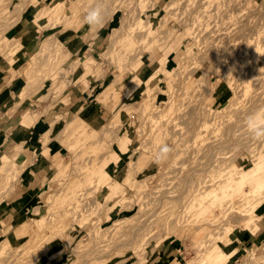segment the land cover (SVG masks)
<instances>
[{
	"label": "rangeland",
	"instance_id": "obj_1",
	"mask_svg": "<svg viewBox=\"0 0 264 264\" xmlns=\"http://www.w3.org/2000/svg\"><path fill=\"white\" fill-rule=\"evenodd\" d=\"M36 1L31 4V0H0V60L5 63L4 71L0 69V94L4 98L6 94L10 96L21 90L0 108V121L5 116L15 115L19 132H24L22 135L14 132L12 141L2 143L7 137L2 132L5 125L0 122V166L4 154L13 162L0 172V247L9 243L8 237L14 228L24 227L27 231L18 243L11 242V246L6 247L0 264H85L83 260L90 257L88 264H103L106 256L101 257V253L108 254L107 250L110 251L107 256L113 259L106 264H137L143 260L144 264L162 261L163 264L173 261L178 264H227V259L229 264H264V233L258 223L264 221V201L247 204L241 197L229 199L232 211L227 217L219 214L217 206L205 205L197 212L194 207L185 209L189 201L185 205L181 203L184 212L179 209L182 210L180 215L167 211L169 205H158L148 198L140 200L142 204L140 201L129 203L131 208L128 209L132 197L140 198L144 193L175 186L178 182L174 184V180L176 182L183 175L182 179L199 180V184L194 185L199 188L207 179L217 184V180L226 178L225 174L242 177L259 164L258 157L264 154V137H254L249 129L237 135L228 128L235 120L246 127V118L253 113L264 115V0H209V3L208 0H57L60 7L56 11L53 6L49 7L51 0ZM93 7L102 10V20L89 25L84 17ZM202 9L209 15L198 25L192 14ZM27 14L37 17L32 20ZM195 33L197 43L192 52L190 37ZM38 36L36 48L29 51L27 42ZM221 37L231 42L225 44L221 40L219 43ZM151 40L159 44L155 45L156 49L145 47L144 44ZM219 45L222 53L216 50ZM127 47L132 49L130 55H127ZM35 56L41 61L34 68L32 58ZM46 60L56 62L52 72ZM216 67L220 72L215 71ZM155 72L159 75L155 76ZM251 74L256 86L243 95ZM26 75L30 78L25 79ZM14 85L17 91L12 90ZM253 95H257L256 98ZM27 99L35 105L34 110H21ZM84 100L92 105L89 114L79 109ZM205 107L220 111V117L207 122L199 135L198 128H202L200 124L203 123L199 115ZM176 113L180 114L176 116ZM70 121L80 122L85 127L80 134L74 132L79 139H69L73 133ZM169 121L175 124L170 125ZM34 129L40 132L38 147L44 150L45 159L37 157L40 149L29 152L26 139L17 144L26 131L30 133ZM112 139L116 141L110 142ZM165 146L170 149L169 153L158 158ZM204 154L214 155L213 159L219 161L215 163L216 168L210 170L201 165L202 160L208 163L207 158H202ZM46 160L50 167L44 177H34V172ZM106 162L110 184H119L114 195L118 191L119 194L103 202L106 191L94 193V189H86L85 184L89 182L90 171ZM26 167L31 169L29 182L22 173ZM257 169L264 170V164ZM168 176L174 179L167 181ZM124 178L139 185L126 188L122 182ZM253 179L247 181L249 186ZM72 182L78 185L72 188ZM95 182L91 184L93 187ZM209 185L208 190L211 189ZM184 188L177 190H186ZM32 190L36 192L33 197L26 196ZM62 190L70 192L71 196L63 195V202L55 203L50 197L61 195ZM144 202L148 205H143ZM67 203H73L69 207L72 206L76 213L72 212V225L65 227L64 237L54 235L55 239L49 241L50 233L57 231V212L61 214ZM112 205L116 208L107 214ZM123 205L128 207L123 208ZM121 208L123 210H119ZM106 215L111 216L107 221ZM135 215L139 217L137 222L144 219L146 222L147 217L146 225L150 226V234L146 233L147 245L140 253L142 260L121 237L133 224ZM113 220L119 223L116 229L114 226L108 228ZM40 223L42 226L38 227ZM147 228L144 230H149ZM111 229L114 230L111 232ZM246 229L255 233V241L243 250L239 247L231 250L233 240H238ZM91 244L94 246L89 249ZM174 245L176 248L171 250ZM96 247L101 258L93 261V257H97ZM100 249L104 251L98 252ZM222 250L224 256L219 254ZM171 254L174 260H170Z\"/></svg>",
	"mask_w": 264,
	"mask_h": 264
},
{
	"label": "bare ground",
	"instance_id": "obj_2",
	"mask_svg": "<svg viewBox=\"0 0 264 264\" xmlns=\"http://www.w3.org/2000/svg\"><path fill=\"white\" fill-rule=\"evenodd\" d=\"M71 1H73V2H78V0H71ZM37 1L36 0H31V2H29V3H31V4H34V3H36ZM208 3H209V0H208ZM172 4V3H171ZM51 6H53V8H54V11H56L57 9H58V7H60L59 6V1H57V0H51V2H50V4H49V7L51 8ZM202 6V5H201ZM199 8H201V7H199ZM217 10H219V9H217ZM221 11H226V9L225 10H223V9H220ZM53 11V10H52ZM208 11H204L203 9L202 10H200L198 13H196V14H192V18H193V20H195V21H197L199 24L198 25H202L201 24V21L203 20H205V19H207L208 18ZM27 16H29V19L31 18H36L37 17V15L35 16V15H33V14H27ZM33 20V19H32ZM207 21V20H206ZM205 21V22H206ZM205 22H203L204 23V25H205ZM207 23V22H206ZM248 24V23H247ZM207 25V24H206ZM241 25H243V23L241 24ZM246 25V24H245ZM241 27V26H240ZM243 27V26H242ZM239 30H241V29H239ZM246 30V29H245ZM221 36V35H220ZM223 37L224 36H226V34H223L222 35ZM190 39H191V51L193 52L194 51V48H195V46H194V44L195 43H197V34L195 33L194 35H193V37H190ZM221 40H222V42H225V44H227V43H229V42H231V41H229V40H225V38H220V40H219V43H221ZM145 45V47H148L149 49H151V48H155V43L151 40V42H148V44H144ZM158 45L159 44H157L156 46L158 47ZM126 46H129V44L127 43L126 44ZM126 48V47H125ZM127 55H130L129 54V52L132 50V49H129L128 47H127ZM156 49V48H155ZM253 49V48H252ZM217 50V52H219V53H222V47H221V45H219L218 46V48L216 49ZM191 52V53H192ZM209 57V56H208ZM32 64H34V68L37 66L36 64L37 63H39L41 60H40V57L39 56H35V57H33L32 58ZM46 61H48V68L51 70L50 72H52L53 70H54V68L56 67V62H53V61H49V60H46ZM44 63V62H43ZM47 64V63H46ZM45 64V65H46ZM44 65V64H43ZM44 65V66H45ZM161 67H162V65L161 64H159V68L161 69ZM192 70V69H191ZM219 71L220 72V70L221 69H219L218 70V68L216 67V69H215V71ZM157 72H158V70H157ZM222 72V71H221ZM213 73H215V72H213ZM225 73V72H224ZM215 74H217V73H215ZM220 74V73H219ZM226 74V73H225ZM157 75H159V74H157L156 72H155V76H157ZM187 75V74H186ZM221 75H223L222 73H221ZM229 76V75H228ZM173 77H174V75H173ZM187 77V76H186ZM190 77V76H189ZM30 78V75H26V77H25V79H29ZM254 75L253 74H251V77H250V81L249 82H247V84L245 85V89L243 90V95H245V93H247L248 91H249V88H253V86H256V84L254 83L255 81H254ZM188 79V78H187ZM186 79V80H187ZM229 79V78H228ZM227 79V80H228ZM132 80H133V78H132ZM131 80V81H132ZM161 80L162 81H165L163 78H161ZM186 80H185V82H186ZM256 80V79H255ZM229 81V80H228ZM159 82V81H158ZM255 84V85H254ZM229 86L230 87H232L233 89L235 88V86H232V84H229ZM228 86V87H229ZM229 87V88H230ZM231 88V90H233ZM16 89V88H15ZM235 90V89H234ZM233 90V91H234ZM237 90V89H236ZM235 90V92H237ZM14 91H17V90H14ZM21 92V90L20 91H18V93H20ZM175 92V91H174ZM14 93V94H13ZM10 96H4V99H3V101L0 103V108H2V107H4L9 101H10V98L12 97V99L13 98H15V96L18 94V93H15V92H13ZM259 94V93H258ZM257 94V95H258ZM256 95V96H257ZM255 95H253V97H254ZM256 96H255V98H256ZM170 97V96H169ZM168 99V98H167ZM253 99V98H252ZM257 99H253V101L254 102H257L256 101ZM7 102V103H6ZM167 102V101H166ZM170 102V100L168 101V103ZM253 102V103H254ZM251 103L252 102H250V105H251ZM167 104V103H166ZM165 104V106L167 107V105ZM179 106H182V105H180V103L178 104ZM177 105V107H179ZM255 104H253L252 106H251V108L254 106ZM258 105V104H257ZM204 107V106H203ZM10 108H12L11 106H10ZM180 108V107H179ZM178 108V110H180ZM201 108H202V106H201ZM255 108V107H254ZM177 109V108H176ZM203 109V108H202ZM202 109H200V110H202ZM182 110V109H181ZM193 110H195V109H193ZM205 110H209V111H205ZM253 110V109H252ZM10 111V110H9ZM176 111V110H175ZM177 112H179V111H177ZM195 112V111H194ZM9 113V112H8ZM181 113V112H180ZM180 113H176V116H178ZM188 113H190V112H188ZM192 113H193V111H192ZM192 113H190V114H192ZM201 113V112H200ZM178 114V115H177ZM197 114H199V113H197ZM220 111L219 112H214V111H212V110H210L209 108H207V107H205L204 108V110L202 111V113H201V116L199 115V117H202V121H203V123L202 124H200V126L202 125V128L201 127H199L198 128V131H199V135H200V132H203V127H206V125H207V122H209V121H211V120H215L216 118L218 119L220 116ZM181 116H182V114H181ZM187 116V115H186ZM189 116H192V115H189ZM193 116H195L194 115V113H193ZM188 117V116H187ZM180 118V117H179ZM194 118V117H193ZM188 119H190V118H188ZM201 119V118H200ZM201 121V122H202ZM170 122V125H171V123L174 125L175 123L174 122H172V121H169ZM188 122V121H187ZM200 123V122H199ZM198 123V124H199ZM235 125H234V124ZM233 123H231L230 125H229V127L230 128H228V130L230 129V131L229 132H234V133H237V135H242V134H245V133H247V130H248V128L247 127H245V125H241V124H239V121H237V120H235ZM170 125L168 124V126L170 127ZM172 125V126H173ZM70 127H71V130L73 131V133H71V135H69L68 137H70L69 139L70 140H74V139H79V137L78 136H76L75 134H74V132L75 133H78V134H80L81 133V131L85 128L80 122H77V124L76 123H74L73 121H70ZM196 127H197V124H196ZM201 128V131L199 130ZM172 129V128H171ZM168 130V129H167ZM194 130V132H195V129H193ZM227 130V131H228ZM17 131L19 132V128H16V129H14L13 130V132L10 134V138L8 139V141H12L13 140V137H12V135L14 134V132L15 133H17ZM166 131V130H165ZM192 131V130H191ZM197 131V130H196ZM194 132H193V134H194ZM28 133H29V131H26V133H25V135L22 137V139H21V141H19V142H17V144L18 143H20V142H23V141H25V138L28 136ZM22 134H24V132L23 131H20L17 135H22ZM201 134H203V133H201ZM181 135V134H180ZM67 136V135H66ZM189 136V135H188ZM6 137V136H5ZM182 137V136H181ZM198 139H201L200 137H197ZM99 139V138H98ZM113 140H115V139H112L110 142H112ZM116 141V140H115ZM114 141V142H115ZM118 141V140H117ZM198 142H199V140H198ZM118 143V142H117ZM21 144V143H20ZM182 144V143H181ZM19 145V144H18ZM14 146V145H13ZM17 146V145H16ZM198 146V145H197ZM15 147V146H14ZM183 148V147H182ZM186 148V147H185ZM184 148V149H185ZM181 149V148H180ZM37 150V149H36ZM178 151H179V149H178ZM181 151H182V149H181ZM185 151V150H184ZM183 151V152H184ZM264 151V150H263ZM35 151H31L30 153H34ZM180 152V151H179ZM8 153V152H7ZM39 152H37V154H38ZM18 154V153H17ZM186 154V153H185ZM184 154V155H185ZM188 154L189 153H187V156H188ZM193 154V153H192ZM117 155V154H116ZM176 155H177V151H176ZM197 155V154H196ZM203 155V154H202ZM206 154H204V156H205ZM202 157V158H207L206 160L208 161V163H206V162H203V160H202V158L200 157L199 159H201L200 161H201V165L202 166H204V167H206V168H208V169H210V168H216V166H217V164H215V163H219V161H216L215 159H213V157H214V155L212 156L211 154H208V156H205V157ZM129 157H133V155L131 154ZM175 157V156H174ZM199 157V156H198ZM197 157V158H198ZM2 164H1V166H0V172L2 171V170H4V168H7V166L8 165H10V164H12L13 162L9 159V157H8V155H3L2 157ZM156 158V157H155ZM159 158V157H158ZM187 159V158H186ZM192 159V158H191ZM198 159V160H199ZM157 160V159H156ZM183 160V159H182ZM192 160H194V159H192ZM197 161V160H196ZM115 162H116V160H115ZM151 162H153V161H151ZM191 162V161H190ZM258 162H259V164H257V166H255L254 167V171H252V172H250L249 174H246V175H244V176H242V177H238V176H228V175H224L226 178L224 179V180H222L221 179V181H219V180H217L218 181V183L216 184V181H214V182H212V179H207V178H205V179H207V180H205V181H203L202 183H203V185L201 186V187H199V188H194V185H198L199 184V180L198 181H193L192 180V178H190V179H182L183 177H185L184 175L181 177V179H182V181H180L181 179H179V178H177V180L179 179V181H177L176 180V182H175V180H174V184H176L177 182V184L175 185L176 187L178 186H180V188L179 189H181V187L183 186V188H184V184L185 183H187L186 184V186L187 187H185L186 188V190H183V191H178L176 188H175V186L174 185H172V186H174L173 188L175 189H173V190H170L171 189V187L172 186H170V187H167V188H165V189H163V190H157L156 189V191H154V192H152V193H148V194H146V193H144V194H142V196L140 197V198H135V197H132L130 200H129V202H128V205H129V207H128V205L126 206V207H128V209L129 208H131V206H130V204L131 205H133L135 202H137V201H142V199H143V201H146V199L145 198H148L151 202H155L156 204H158V205H160L159 203H163L164 204V206L166 207L167 205H169V208L167 209V211L168 210H170V213H172L173 215H175L176 213H178L179 215H180V213L179 212H181L182 210H180L179 211V209H181L182 207H183V204L184 203H187L188 201H189V204L186 206V207H188V208H186L185 207V209H191L192 207H194V209L196 210V212L198 211V208H201V207H204L205 205H207V206H210V207H213V206H217V208H218V211H219V214L220 215H222L223 217H227V216H229V214L231 213V211H232V204H231V202L229 201V199L231 200V201H233L235 198H237V197H241V198H243L246 202H247V204H255L256 202H259V203H261V202H263L264 200H262V199H264V170H260V169H257V167L259 166V165H263L264 164V154H260V156L258 157ZM129 162L127 161V164H128ZM148 163V162H147ZM179 163H180V161H179ZM184 163V160L182 161V163L181 164H183ZM193 163H196L197 165H198V163L197 162H195V161H193ZM93 164V166H95V163H92ZM192 164V163H191ZM195 164V165H196ZM200 164V163H199ZM207 164L208 166H205V165ZM107 165H108V163L106 162V163H103V165H101V166H98L99 168H96L95 169V167L92 169V171H90L91 173L89 174V182H88V184H85V188L86 189H88V188H91V189H94V193H96V192H99L100 190H105L106 191V194L104 195L105 197L103 198V202H106V201H109L110 199H112V197H115V195H117V193L119 192H117L115 195H114V192L116 191V190H118L119 188H118V186H119V184H116V186H113V185H111L110 184V182H111V179L110 178H108V172L106 171V167H107ZM174 165V164H173ZM177 165H178V163H177ZM186 165H189V164H185V166ZM193 165V164H192ZM216 165V166H215ZM5 166V167H4ZM175 166V165H174ZM174 166H172L173 168H176V167H174ZM194 166V165H193ZM201 166V167H202ZM215 166V167H214ZM182 167V166H181ZM200 167V168H201ZM61 168H63V167H61ZM173 168H172V171H173ZM189 168V167H188ZM206 168H205V170H206ZM218 168V167H217ZM177 169V168H176ZM224 169V168H223ZM59 170V172H61V169H58ZM130 170H132V169H130ZM175 170V169H174ZM179 170H180V168H179ZM186 170H188L187 168H186ZM191 170V169H190ZM201 170H203V169H201ZM211 170V169H210ZM260 170V171H259ZM122 171H126V172H128L127 170H122ZM178 170H176V172H177ZM182 171H184V170H182ZM196 171H198V169H196ZM200 171V170H199ZM207 171V170H206ZM213 171V170H212ZM212 171H210V173H212ZM217 171H219V170H217ZM234 171V170H233ZM173 172H175V171H173ZM187 173L189 172V171H186ZM235 172V171H234ZM170 173V172H169ZM172 173V172H171ZM209 173V172H208ZM168 174V173H167ZM174 174V173H173ZM176 174V173H175ZM181 174H183V173H181ZM191 174V173H190ZM231 175H232V172L230 173ZM229 174V175H230ZM169 175V174H168ZM189 175V174H188ZM192 175H194L195 176V174H192ZM207 175V174H206ZM209 175V174H208ZM58 176V175H57ZM167 176V175H166ZM228 176V177H227ZM172 177V176H171ZM174 177H175V175H174ZM187 177V176H186ZM199 177V176H198ZM168 178H169V176H168ZM168 178H166V179H168ZM194 178H196V177H194ZM254 178V179H253ZM166 179H165V181H166ZM171 178H169L167 181H169ZM174 179V178H173ZM173 179H171V180H173ZM176 179V178H175ZM214 179V178H213ZM252 180L253 179V181H252V185L251 186H249L248 185V183H247V181H249V180ZM93 180H98L97 182H95V181H93ZM132 180L131 179H127V178H124V179H122V182L123 183H125L124 184V186H126V188H128V187H134V188H136L137 186H136V184L137 185H139V183H136L135 182V184L134 183H132L131 182ZM161 181H163V180H161ZM95 182V186L93 187L91 184H93ZM140 182V181H139ZM143 182V181H142ZM182 182H184V184H182ZM212 182V183H211ZM167 183V185H168V182H166ZM170 183H172V182H169V184ZM207 183V184H206ZM209 183H211L210 185H209ZM128 184V185H127ZM173 184V183H172ZM181 184H182V186H181ZM206 184V185H205ZM76 185H78V183H74V182H72L71 183V187L73 188V187H75ZM161 185H165V184H161ZM171 185V184H170ZM208 185L209 186H211V189H206V188H208ZM165 187V186H164ZM184 188V189H185ZM124 189V188H123ZM125 190V189H124ZM170 192H169V191ZM177 190V191H176ZM206 190H208V192L206 191ZM63 191V193H61V195H55L56 197L54 198L53 196H51L50 198H53V200H54V202L55 203H62L63 201H62V196L63 195H65V197H69V196H71V193L70 192H66V193H64V190H62ZM84 191H85V189H84ZM84 191H82V192H84ZM172 191V192H171ZM86 192V191H85ZM121 192H123V190L121 189ZM59 193V192H58ZM41 194H43V193H41ZM85 195H86V193H84ZM119 194V193H118ZM154 194H158L157 196H155ZM172 194V195H171ZM54 195V194H53ZM78 195H80V196H82L83 195V193L81 194V193H78ZM85 195H83V196H85ZM111 195H114V196H112L111 197ZM38 196H40V195H38ZM118 197V196H117ZM204 199H206V200H204ZM204 200V201H203ZM94 201V200H93ZM140 201V202H141ZM65 202V201H64ZM95 202V201H94ZM140 202H138V203H140ZM149 202V201H148ZM151 202H149L148 204H150ZM130 203V204H129ZM181 203H183V204H181ZM68 204V203H67ZM67 204H65V207H64V210L61 212V214H60V212H57V214L59 213V215H56V217H55V219H57L56 220V222H55V226H57V231H55V232H51L50 233V240L49 241H51V240H53V239H55L54 238V235H58L59 234V238H62V237H64V236H62L63 234H64V232H65V227H69V226H71L72 225V221H71V217H72V212H73V208H72V206L71 207H69L70 205H72L73 203H69L68 205ZM102 204H104V203H102ZM140 204H142V202L140 203ZM144 204H146V206L148 205L147 204V202L145 203H143V205ZM185 205V204H184ZM92 206V205H91ZM124 205H123V208L125 207ZM94 207V206H93ZM258 207V206H257ZM90 208H92V207H90ZM114 208H116L115 207V205H112V206H109V209H107L108 211H107V214L108 213H110V212H112L113 210H114ZM161 208H162V206H161ZM256 208V207H255ZM127 209V210H128ZM183 209V212H184V208H182ZM88 210V209H87ZM86 210V211H87ZM119 210H123L122 208L121 209H119ZM119 210H118V212H119ZM130 210V209H129ZM165 210H166V208H165ZM188 210V211H189ZM2 211V210H1ZM75 211V210H74ZM77 211V210H76ZM90 211V210H89ZM155 211V210H154ZM153 211V212H154ZM36 212V211H35ZM163 212V211H162ZM165 212V211H164ZM182 212V213H183ZM75 212H73V215H75L74 214ZM83 213V212H82ZM85 213V212H84ZM138 213H140V212H138ZM154 213H157V212H154ZM168 212H166V214H167ZM117 214V213H116ZM141 214V213H140ZM140 214H138V215H140ZM177 214V215H178ZM152 214H150L149 215V218H150V216H151ZM155 215V214H154ZM153 215V216H154ZM168 215V214H167ZM172 215V216H173ZM105 216V215H104ZM158 216V215H157ZM170 216V214L168 215V217ZM97 218H95V219H97V221H98V216H96ZM110 215H106V217H105V220L107 221L108 219H110ZM141 217V216H140ZM159 217V220L161 219L160 218V216H158ZM163 217V216H162ZM223 217H221V218H223ZM136 218H137V220H139L138 218V216L136 217V215H135V218H134V220H133V224H130L131 226H129V227H127L126 228V230H125V232H124V234L121 236V235H118L119 237L121 236L122 238H123V240L125 239L126 240V246L128 247V248H130L131 249V251L134 253V255H136L137 256V258L138 259H140V253H141V250L144 248L143 246L145 245H147V243H145L146 242V240H147V235H146V233H149V231H150V229H149V224H147L146 225V222H147V217H146V222H144L145 221V219H144V221L142 220V222H140V221H138L137 222V220H136ZM169 218H171V216L169 217ZM155 219L157 220L158 218H156V216H155ZM154 219V221H156ZM180 221V220H179ZM60 222V225L59 224H57V223H59ZM112 222V224L108 227V228H110L111 226L113 227V228H115V227H117L118 225H119V223L117 222V220H113V221H111ZM151 222V221H150ZM149 222V223H150ZM157 222V221H156ZM155 222V223H156ZM96 223V222H95ZM94 223V224H95ZM115 223V224H114ZM145 223V224H144ZM152 223V222H151ZM57 224V225H56ZM93 224V225H94ZM118 224V225H117ZM59 225V226H58ZM115 225H117V226H115ZM38 227H41L42 226V224L40 223L39 225H37ZM146 226H148V228L146 227ZM111 227V228H112ZM61 228V229H60ZM107 228V229H108ZM145 228H147V229H149V230H144ZM15 230H14V232H12V234L8 237V240H9V243H7L6 244V247L8 246V247H10L11 246V242H16V243H18V241H19V239H20V237L23 235V234H25L27 231H26V229L23 227V228H20V227H16V228H14ZM107 229H104V231H106ZM116 229V228H115ZM28 230V229H27ZM93 230V229H92ZM112 230H114V229H111L110 231L112 232ZM104 231H102V233L104 232ZM110 231H108V232H110ZM88 232H90L89 230H88ZM92 232L93 231H91V236H92ZM108 232H105L106 234L108 233ZM110 232V233H111ZM114 232V231H113ZM119 234L121 233L120 232V230H119V232H118ZM86 234V233H85ZM97 234H99V233H97ZM117 234V233H116ZM122 234V233H121ZM150 234V233H149ZM114 236H115V234H113ZM24 236H26V235H24ZM102 236V235H101ZM104 236V235H103ZM106 236V235H105ZM109 236H111V235H109ZM113 236V237H114ZM113 237H112V239H113ZM111 238V237H110ZM109 238V239H110ZM115 238H117L116 236H115ZM121 238V239H122ZM7 239V238H6ZM70 239V238H69ZM100 239V238H99ZM60 240H62V239H60ZM71 240V239H70ZM73 240V239H72ZM114 240V239H113ZM123 240H119V241H123ZM69 241V240H68ZM68 241H66V242H68ZM97 241V240H96ZM102 241V242H101ZM100 242L101 243H103L104 241H103V239L101 240ZM111 241V240H110ZM116 241H118L117 239H116ZM115 242V240L113 241V243ZM69 243V242H68ZM67 243V244H68ZM71 243V242H70ZM93 243H95L96 244V242H93ZM118 242H116V244H117ZM122 242H120V244H121ZM99 244V241H97V245ZM112 244V243H111ZM115 244V243H114ZM119 244V245H120ZM123 244V243H122ZM103 245V244H102ZM108 245V244H107ZM65 246V245H64ZM67 246H69V244L67 245ZM94 245H92L91 244V247L89 248V249H91L92 247H93ZM110 246H112V245H110ZM114 246V245H113ZM112 246V247H113ZM117 246V245H116ZM6 247H0V258L2 257L1 255H3V252L4 251H6ZM98 247V246H97ZM97 247H96V249H94V251L95 250H97ZM101 247V246H100ZM108 247H109V245H108ZM119 247H121V246H119ZM124 247V246H123ZM126 247V248H127ZM214 247V246H213ZM20 248V247H19ZM101 248H103V247H101ZM105 249H106V246L104 247ZM122 248V247H121ZM216 248V250H217V247L215 246L214 247V249ZM63 249V248H62ZM61 249V250H62ZM15 250H17L16 248H15ZM15 250H13L14 252H15ZM30 250V249H29ZM28 250V251H29ZM104 251L103 249H100V250H98V252H100V251ZM107 250V249H106ZM91 251V250H90ZM221 251V250H220ZM96 252V251H95ZM105 252V251H104ZM104 252H102L101 254H102V256L101 257H103V256H106L105 258H104V260H103V264H106L108 261H111V259H113V256H111V257H108L107 255L108 254H110L109 252V250H107L106 252H108V254L106 253V254H103ZM198 252V251H197ZM32 253V252H31ZM92 253H94V252H90V254H92ZM199 253V252H198ZM217 253H219V251H217ZM225 252L222 250V253L220 252L219 254L222 256H224L225 254H224ZM96 255H95V257L96 258H94L93 257V261L94 260H96V259H99V258H101L100 256H98L97 255V252L95 253ZM98 254H100V253H98ZM100 254V255H101ZM197 254V253H196ZM94 254H92V256H93ZM142 255V254H141ZM198 255V254H197ZM226 255H228V254H226ZM45 256V255H44ZM91 256V255H90ZM133 256V255H132ZM143 257V256H142ZM200 256H198L197 258H199ZM91 258V257H90ZM89 258V259H90ZM89 259L88 260H83L84 261V263L86 264H88V262H89ZM137 259V260H138ZM136 260V259H135ZM140 260H142V258L140 259ZM139 260V261H140ZM170 260H174V258H173V254H171L170 255ZM144 261V260H143ZM143 261H140V262H138L137 264H144V263H146L145 261L143 262ZM164 261H167V260H164ZM214 261H216V260H214ZM163 262V261H162ZM162 262H160L159 264H161ZM218 262H214L213 264H217ZM133 264V263H132ZM163 264V263H162ZM170 264H178V263H176L175 261H173V262H171ZM221 264V263H220ZM227 264H229V259H227Z\"/></svg>",
	"mask_w": 264,
	"mask_h": 264
},
{
	"label": "crops",
	"instance_id": "obj_3",
	"mask_svg": "<svg viewBox=\"0 0 264 264\" xmlns=\"http://www.w3.org/2000/svg\"><path fill=\"white\" fill-rule=\"evenodd\" d=\"M31 32H32V30H31ZM28 33V32H27ZM25 34V33H24ZM39 39V36L38 37H33V38H31V40L29 41V42H27V43H29L30 44V48L28 49L29 51H33L35 48H36V46H37V43H38V40ZM26 51V50H25ZM4 67H5V63H3V61L2 60H0V69L2 70V71H4ZM17 83H18V81H17ZM16 88V85H14V87H13V89L12 90H14ZM5 91H8V89H4ZM10 90V89H9ZM5 94L7 93V92H4ZM4 96H9V94H6V95H4ZM3 96H1V94H0V103L3 101V99L4 98H2ZM81 102V101H80ZM78 103V102H77ZM92 106V105H91ZM91 106H89V104H87L86 102H85V100L84 101H82L80 104H79V109L80 110H85L84 111V113L85 114H89V111L92 109V107ZM34 107H35V105L33 104V103H30L29 102V100L27 99V100H25L23 103H22V105H21V110L22 111H24V110H27V109H29V110H31L32 108H33V110H34ZM78 110V109H77ZM88 116V115H87ZM90 116V115H89ZM18 118L14 115V116H12V117H7V116H5V117H3V119L0 121L1 122V124L2 125H5V127H4V130H2L1 128H0V131L2 130V132H4V134H5V136L7 137V138H5L4 140H2L1 142L2 143H4L6 140L8 141V139L10 138V134L13 132V130L14 129H16L17 128V126H18V120H17ZM11 130V131H10ZM10 131V132H9ZM8 132H9V134H8ZM7 133V134H6ZM3 134V135H4ZM39 136H40V132L37 130V129H34L33 131H31L29 134H28V136L25 138L26 139V145H27V147H28V150H29V152H31V151H33V150H36V149H40V151H39V153L37 154V157H39V158H42V159H45L46 157L44 156L45 155V153H44V150H42L41 148H39L38 147V143H39ZM50 155V154H49ZM50 167V164H49V160L47 161L46 160V162L38 169V170H36L35 172H34V177H36V178H41V177H44L43 175L45 174V172L46 171H48V168ZM31 172V169H30V167H26L23 171H22V173H23V176L27 179V177H28V179L26 180L27 182H29L30 181V179H29V177H30V175H29V173ZM35 181H36V179H35ZM35 181H34V183H35ZM33 183V184H34ZM34 187H37V186H35V185H33V188ZM36 192H34L33 190L32 191H28L27 192V195L26 196H30V198H32L33 197V195L35 194ZM23 198H25V196L23 197ZM262 217H263V219H264V215H262ZM258 223H261V229H262V231H263V233H264V221H258ZM255 228L257 229V231H259L260 229L256 226V224H255ZM255 238H256V236H255V233H252V231H251V229H246V233H241L240 234V236H239V239L238 240H233V242L231 243L232 245H231V250H233V249H237L238 247L240 248V250H243V249H245V247H248L249 245H251V243H253L252 241H255ZM257 240V239H256ZM248 245V246H247ZM171 248V250H173L174 248H176V245H174V246H172V247H170ZM163 252V251H162Z\"/></svg>",
	"mask_w": 264,
	"mask_h": 264
},
{
	"label": "clouds",
	"instance_id": "obj_4",
	"mask_svg": "<svg viewBox=\"0 0 264 264\" xmlns=\"http://www.w3.org/2000/svg\"><path fill=\"white\" fill-rule=\"evenodd\" d=\"M102 20V10L99 7L90 8L85 17V23L89 25L99 24ZM246 127L249 129L250 133L256 138L264 137V115L260 113H253L246 118ZM170 149L165 146L162 147L158 153L159 158H164Z\"/></svg>",
	"mask_w": 264,
	"mask_h": 264
}]
</instances>
